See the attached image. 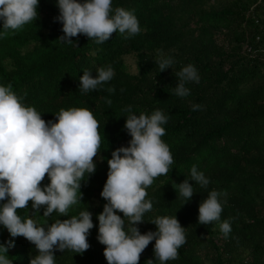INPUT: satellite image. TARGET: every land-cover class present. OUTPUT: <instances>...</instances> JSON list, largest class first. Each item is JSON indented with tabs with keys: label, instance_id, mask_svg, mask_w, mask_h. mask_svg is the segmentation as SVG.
Returning a JSON list of instances; mask_svg holds the SVG:
<instances>
[{
	"label": "trees",
	"instance_id": "obj_1",
	"mask_svg": "<svg viewBox=\"0 0 264 264\" xmlns=\"http://www.w3.org/2000/svg\"><path fill=\"white\" fill-rule=\"evenodd\" d=\"M111 7L113 15L117 7L131 11L140 33L126 39L117 31L102 44L83 34L72 43L63 42L58 39L63 25L55 19L57 0H39L38 17L19 30L5 34L0 21V86H10L22 106L33 107L45 122H58L61 109H88L101 138L93 158L96 170L84 174L82 199L78 191L68 216L53 212L44 217V206L34 214L32 201L17 209V215L47 228L88 210L94 225L87 235L90 247L82 254L55 250L54 264H108L106 246L97 239L98 215L107 203L101 192L108 160L132 139L124 127V109L131 106L137 116L159 110L168 117L161 140L173 163L146 189L145 199L153 207L135 226L141 234L155 232L151 222L167 216L185 228L179 258L164 264H264V0H111ZM160 52L173 60L162 72L155 62ZM127 58L133 59L135 72ZM189 64L196 68L199 83L186 82L190 95L179 97L174 93L179 81L175 73ZM108 67L114 72L109 82L95 91H81L84 70L95 76L98 68ZM109 88L115 91L109 93ZM193 105L201 108L193 111ZM193 166L208 178L207 187L191 180ZM185 179L194 190L188 201L179 194ZM49 183L46 174L41 187ZM213 190L222 193L220 221L200 224L199 205ZM123 219L127 233L128 218ZM225 220L232 228L227 238L220 231ZM11 240L0 225V244ZM154 245L155 240L149 243L138 264H161ZM0 254L12 264H30L39 253L21 236L14 238L8 253Z\"/></svg>",
	"mask_w": 264,
	"mask_h": 264
},
{
	"label": "clouds",
	"instance_id": "obj_2",
	"mask_svg": "<svg viewBox=\"0 0 264 264\" xmlns=\"http://www.w3.org/2000/svg\"><path fill=\"white\" fill-rule=\"evenodd\" d=\"M39 0H0V21L5 34L8 30H19L38 17ZM59 15L55 19L62 23L63 42L72 43L80 34L97 44L108 41L119 31L125 38L138 35L141 31L138 19L128 10L117 7L111 14V0H57ZM160 72L171 68L173 60L159 53L155 61ZM111 67L98 68L93 76L84 70L79 88L82 92L95 91L113 78ZM179 81L175 95L187 97L190 90L186 82L199 83L196 68L189 64L175 73ZM109 93L114 88L107 89ZM111 104V100H107ZM201 108L193 105L192 110ZM128 112L125 129L132 137L128 147H119L108 160L109 170L101 196L107 201L98 215V241L105 245L104 256L108 264H138L141 253L155 240L154 256L161 264L179 258L178 249L186 243L184 229L176 217H157L151 223L156 231L141 234L135 225L142 223L143 216L153 207L146 200V189L153 178L166 175L173 157L169 147L161 140L165 135L163 124L166 117L157 110L150 116H139ZM58 122H45L33 107L22 106L20 99L10 86H0V225L7 229L13 240L0 244V251L8 253L14 246V238L24 237L35 245L38 255L30 264H54V251L68 249L82 254L89 247L87 235L94 227L92 213L81 211L79 216L57 219L47 228L37 226L33 219L21 220L17 209H25L32 201L33 212L45 207L43 216L57 212L68 216L71 205L77 203L84 174L96 170L94 157L98 156L101 138L98 121L86 108L61 109ZM47 174L50 183L43 188L41 182ZM191 180L201 187H207L208 178L196 166L191 169ZM179 194L186 201L194 194L193 185L185 179L179 184ZM222 193L211 191L199 205L198 221L210 224L220 221L223 211L218 197ZM226 195V193H223ZM123 213L129 222L128 232L124 230ZM225 238L232 231L228 220L220 223ZM0 264H12L0 254ZM147 264H153L148 260Z\"/></svg>",
	"mask_w": 264,
	"mask_h": 264
},
{
	"label": "rangeland",
	"instance_id": "obj_3",
	"mask_svg": "<svg viewBox=\"0 0 264 264\" xmlns=\"http://www.w3.org/2000/svg\"><path fill=\"white\" fill-rule=\"evenodd\" d=\"M126 63L128 64L130 71L131 72H135V64H134L133 59L132 58H127L126 59Z\"/></svg>",
	"mask_w": 264,
	"mask_h": 264
}]
</instances>
